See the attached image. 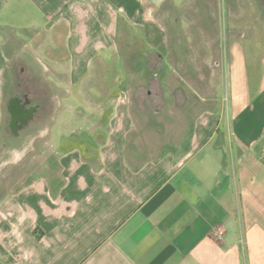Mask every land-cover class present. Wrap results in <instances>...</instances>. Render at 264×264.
I'll list each match as a JSON object with an SVG mask.
<instances>
[{"label": "crops", "instance_id": "obj_1", "mask_svg": "<svg viewBox=\"0 0 264 264\" xmlns=\"http://www.w3.org/2000/svg\"><path fill=\"white\" fill-rule=\"evenodd\" d=\"M179 4L0 0L5 37L8 28L37 31L32 46L49 63L28 67L79 86L84 103L61 117L57 139L47 124L34 126L42 168L34 155L28 183L0 196V264H264V36L222 33L212 16L213 33L182 32L180 17L194 20ZM196 33L221 59L212 74L186 53ZM120 39L137 53L113 72ZM201 61L211 65L209 55ZM153 84L159 93L147 90ZM168 98L177 109H166ZM168 117L179 123L157 121ZM153 133L170 136L157 146Z\"/></svg>", "mask_w": 264, "mask_h": 264}, {"label": "rangeland", "instance_id": "obj_2", "mask_svg": "<svg viewBox=\"0 0 264 264\" xmlns=\"http://www.w3.org/2000/svg\"><path fill=\"white\" fill-rule=\"evenodd\" d=\"M179 1V12L194 20L190 24L184 16L180 17L178 27L182 32L187 31L188 28L201 32V28L204 26L213 33L215 24L210 19V16H212V18H217L219 21L222 33L224 30L225 33L230 30H242L251 36L254 35L255 38H260L261 35L264 36V0ZM18 19V17H10L8 20H15L16 22ZM8 23L12 22L8 21ZM34 32L37 31L32 30L30 32L21 28L18 31H12L8 28L9 35L7 37L0 32V196L10 193L12 190L15 191L19 186L28 183L26 180L29 172L28 163L30 160L32 162L34 155L35 167L39 168V170L42 168L44 150L43 148L33 149L32 142L42 141L43 138L34 126L47 124V127L53 128V136L57 139V130L61 117L71 114V107L82 109L84 105L83 102L78 101L80 97L79 86L59 85L50 77V74L45 73V69L36 68L34 70L28 67L32 66L35 60L38 61V63H34L36 66H39V64L43 66V62L49 63L45 55L34 50V46H32L31 40L34 37ZM195 35L193 46L186 51V53H191L189 54V60L196 56L191 61H196L194 63L195 67L198 66L203 73L210 71V74H212L215 70L214 68L218 66L216 62L218 63L221 59L216 54V49H213L214 52H207L205 47L202 46V41H204L203 38L201 39L202 36L198 37L197 33ZM36 38H42V36ZM182 41L190 48L188 45V42L191 41L190 36L182 37ZM123 42L121 39L119 40L118 53L114 55L115 64L118 67L115 68V65L114 69L111 70L113 72H118L117 70H120L119 68L125 65V59L131 67L133 66L131 57H134L133 55L137 53H134L137 50L136 46L132 47L133 45H131V50H128L129 48L127 49L126 47L128 45ZM182 53L186 54L184 51ZM207 55L210 56L211 60V65L208 67L203 65L201 61V57H206ZM156 62H158L157 59ZM156 62L154 57H151L150 63L154 65ZM165 64L166 67L163 70L165 74H168L170 69L167 67L170 66L166 60ZM144 70L141 69V73ZM189 75L192 78L196 73L191 71ZM45 76L48 77L44 78ZM33 77L36 79L33 80ZM176 86V84L170 83L164 91H167L168 94L176 92ZM147 87L149 88L147 90H152V92H160L158 85H147ZM138 89V86L134 87L132 98L137 99L139 94L136 93L142 92L138 91ZM156 89L158 90L157 92ZM215 91L217 92L216 98L223 100L226 95L225 88L217 86ZM41 103L45 104V107H42ZM132 104L134 108H154V102L152 101L140 102L134 100ZM165 105H167L166 109H177L176 102L171 101L170 98H168ZM189 105H191V102ZM139 119L143 124H154L153 117H139ZM179 119L182 120V118ZM157 121H161V124L165 125L167 122L177 123L178 119L177 117L172 119L169 117L157 118ZM152 136L157 140L155 145L160 146L168 141L170 134L164 133L160 136L158 133H153ZM158 150L159 148L153 149L156 152ZM153 154L156 155L154 152Z\"/></svg>", "mask_w": 264, "mask_h": 264}, {"label": "built area", "instance_id": "obj_3", "mask_svg": "<svg viewBox=\"0 0 264 264\" xmlns=\"http://www.w3.org/2000/svg\"><path fill=\"white\" fill-rule=\"evenodd\" d=\"M223 232H224V227L222 225H218L212 232V237L215 239H220Z\"/></svg>", "mask_w": 264, "mask_h": 264}, {"label": "flooded vegetation", "instance_id": "obj_4", "mask_svg": "<svg viewBox=\"0 0 264 264\" xmlns=\"http://www.w3.org/2000/svg\"><path fill=\"white\" fill-rule=\"evenodd\" d=\"M39 101H41V100H39ZM41 105H42V107H45V106H44L45 104L41 103ZM43 109H44V108H43ZM39 110H40V109H39ZM40 111H41V110H40Z\"/></svg>", "mask_w": 264, "mask_h": 264}, {"label": "trees", "instance_id": "obj_5", "mask_svg": "<svg viewBox=\"0 0 264 264\" xmlns=\"http://www.w3.org/2000/svg\"><path fill=\"white\" fill-rule=\"evenodd\" d=\"M151 57H152V56H151ZM154 58H156V57H154ZM157 58H158V57H157ZM157 58H156V59H157ZM158 60H160V59L158 58Z\"/></svg>", "mask_w": 264, "mask_h": 264}]
</instances>
